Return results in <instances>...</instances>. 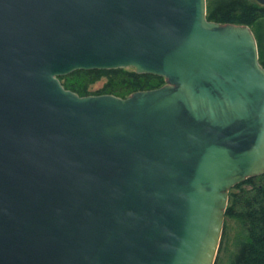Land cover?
<instances>
[{"label":"water","instance_id":"obj_1","mask_svg":"<svg viewBox=\"0 0 264 264\" xmlns=\"http://www.w3.org/2000/svg\"><path fill=\"white\" fill-rule=\"evenodd\" d=\"M129 67L166 84L59 78ZM261 174L249 25L207 0H0V264H215L230 190Z\"/></svg>","mask_w":264,"mask_h":264},{"label":"trees","instance_id":"obj_2","mask_svg":"<svg viewBox=\"0 0 264 264\" xmlns=\"http://www.w3.org/2000/svg\"><path fill=\"white\" fill-rule=\"evenodd\" d=\"M207 17L221 24L249 25L257 38L259 59L264 66V5L256 0H207ZM59 78L65 88L81 96L127 97L165 83L164 77L137 73L132 67L75 70ZM103 78L107 80L103 87L91 91V85ZM227 216L239 220L244 231L229 264H264V174L249 177L230 190Z\"/></svg>","mask_w":264,"mask_h":264},{"label":"rangeland","instance_id":"obj_3","mask_svg":"<svg viewBox=\"0 0 264 264\" xmlns=\"http://www.w3.org/2000/svg\"><path fill=\"white\" fill-rule=\"evenodd\" d=\"M106 81V78H103L95 84L91 85V91L99 90L103 87ZM165 84L166 79L163 85ZM243 236L244 231L242 230V225L239 220L228 216L225 217L224 232L215 264H229L232 256L237 250L238 241H240Z\"/></svg>","mask_w":264,"mask_h":264},{"label":"flooded vegetation","instance_id":"obj_4","mask_svg":"<svg viewBox=\"0 0 264 264\" xmlns=\"http://www.w3.org/2000/svg\"><path fill=\"white\" fill-rule=\"evenodd\" d=\"M262 5V4H261Z\"/></svg>","mask_w":264,"mask_h":264}]
</instances>
